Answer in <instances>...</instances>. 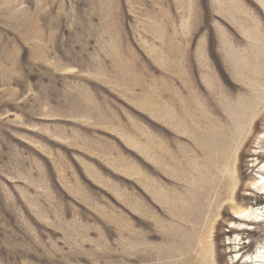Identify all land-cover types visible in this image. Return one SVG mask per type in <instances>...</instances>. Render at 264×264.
<instances>
[{"label":"rangeland","instance_id":"rangeland-1","mask_svg":"<svg viewBox=\"0 0 264 264\" xmlns=\"http://www.w3.org/2000/svg\"><path fill=\"white\" fill-rule=\"evenodd\" d=\"M262 165L264 0H0V264H264Z\"/></svg>","mask_w":264,"mask_h":264},{"label":"bare ground","instance_id":"bare-ground-1","mask_svg":"<svg viewBox=\"0 0 264 264\" xmlns=\"http://www.w3.org/2000/svg\"><path fill=\"white\" fill-rule=\"evenodd\" d=\"M259 173L262 175L260 178H258V182L254 185L256 187H261V191L264 193V165L261 166V168L259 169ZM261 215V212H259V210H256L254 212L248 211V212H243L240 213L238 216L240 218H244V217H249V218H258V216ZM261 260L264 261V251L260 250L257 255L251 259L252 263H260Z\"/></svg>","mask_w":264,"mask_h":264}]
</instances>
